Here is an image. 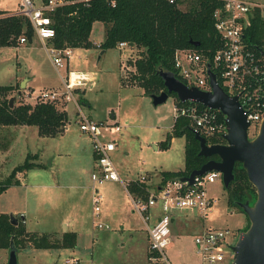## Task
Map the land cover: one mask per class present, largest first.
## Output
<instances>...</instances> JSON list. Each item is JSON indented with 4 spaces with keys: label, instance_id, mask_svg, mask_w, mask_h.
I'll return each mask as SVG.
<instances>
[{
    "label": "rangeland",
    "instance_id": "obj_1",
    "mask_svg": "<svg viewBox=\"0 0 264 264\" xmlns=\"http://www.w3.org/2000/svg\"><path fill=\"white\" fill-rule=\"evenodd\" d=\"M15 1L0 0V6H4L2 3L5 2L9 8H14ZM180 1L179 7L186 10L190 0ZM247 1L264 4V0ZM103 38L104 24L96 21L90 34L93 46L72 49L68 67L60 69L61 75L38 41L2 47L0 85L17 87L12 97L17 95L20 83L31 78L35 91L22 89L15 101L33 103L31 93L61 89V76L66 75L68 70L88 74L90 81L83 90L78 89L73 94L82 101L83 111L93 120L121 125V131L115 135L117 146L110 155L119 176L123 181H129L146 173L147 185L159 184L161 172L184 168V137L174 136L168 147L163 146V142L173 133L175 97L169 95L164 102L153 105L151 98L130 80L134 68L129 61L135 59L137 50L117 46L101 54L99 44ZM121 77L127 86L121 84ZM83 101H87L89 106L83 105ZM62 103L65 102L59 101V104ZM67 103L70 123L62 136H38L35 126H26L23 134L22 130H18L22 128H13L15 131L6 126L0 128V181L5 180L15 166L23 163L27 154L36 155L34 162L39 154L42 158L46 157V163H41L48 165L47 172L30 169L25 171V175L18 173L16 177L23 175L20 183L0 195V213L12 214L29 232H58L48 234L51 235L50 239H60L64 225L71 226L73 220L79 221L82 230L74 248H37L26 240L17 251V264H63L68 256L78 258V264H147L145 227L133 212L121 183H96L103 198L99 215L93 214L91 142L74 122L75 105ZM255 133L250 127L249 138H253ZM54 153H57L56 159L49 167ZM55 179L59 182L58 187L50 185ZM206 191L215 199L206 218L195 216L196 219H188L178 214L174 219L172 243L167 253L175 263L201 264L193 244V237L199 230L193 226V221L205 227L203 229H230L236 236L232 235L228 241L234 244L239 234L249 226L244 213L227 204L221 178L208 183ZM21 213L25 215L24 220L20 217ZM155 218L153 215L150 224ZM98 223L103 226L98 227ZM8 251V248H0V264L7 262ZM231 260L230 253H227L225 260L214 264H230Z\"/></svg>",
    "mask_w": 264,
    "mask_h": 264
},
{
    "label": "built area",
    "instance_id": "obj_2",
    "mask_svg": "<svg viewBox=\"0 0 264 264\" xmlns=\"http://www.w3.org/2000/svg\"><path fill=\"white\" fill-rule=\"evenodd\" d=\"M173 2L174 0H169ZM220 7L213 10L212 17L217 36L218 47L208 57L194 48H177L174 51V67L181 80L189 87H197L210 91L208 69L216 76L217 81L229 96H236L240 108L249 123L256 131L264 119V4L247 0H221ZM69 2L68 0H19V8L15 14L27 17L33 28L34 38L51 57L54 67L60 74L61 68L68 67L72 48H56L50 44L55 35L49 12ZM258 19L262 21L260 43L250 40L251 28ZM28 43L24 35L18 37V44ZM260 46V47H259ZM119 48L129 47L126 42H119ZM208 64L210 65L208 67ZM61 75V74H60ZM91 77L83 72L68 70L61 76L62 88L42 90L31 93L37 102H72L76 107V119L79 130L88 135L96 170L91 174L93 193L91 203L93 214L99 215L102 194L96 189V183L118 181L127 187L131 181L144 183L148 198L130 194L129 199L133 212L144 224L147 237V264H186L173 262L167 253L172 243V224L178 214L191 213L192 216L206 218L211 212L215 199L208 195L206 185L221 178V172L207 171L196 176L189 184L180 178L166 180L163 184L147 185L145 175L133 180L123 181L111 160V153L117 145V135L121 125L117 122L96 121L83 111L81 102L74 97V91L83 90ZM180 101V100H179ZM193 101L174 102V122L186 118L193 132L205 137L220 138L223 141L227 133V116L219 109H211ZM255 133V135H256ZM208 143V142H207ZM226 143V141H225ZM210 145V143H208ZM222 179V178H221ZM155 220L150 224L152 216ZM23 219V215L20 216ZM98 227L103 224L98 223ZM236 236L227 228L202 229L194 235L195 253L201 264H214L226 259L230 253L234 256V243L228 238ZM232 261V260H231ZM79 259L68 256L63 264H78Z\"/></svg>",
    "mask_w": 264,
    "mask_h": 264
},
{
    "label": "trees",
    "instance_id": "obj_3",
    "mask_svg": "<svg viewBox=\"0 0 264 264\" xmlns=\"http://www.w3.org/2000/svg\"><path fill=\"white\" fill-rule=\"evenodd\" d=\"M68 1L49 12L55 29L50 44L56 48H91L92 25L96 21L103 23L104 38L99 48L106 51L117 47L119 42L132 43L129 48L136 49L137 56L129 61V65L134 68L130 80L147 96L166 91L160 71L172 72L178 79H182L173 61L177 48H194L210 57L218 47L212 13L222 5L221 0H190L186 10L179 7L180 0ZM261 21L257 18L253 23L250 37V40L259 43L262 35ZM21 35L27 38L28 43L33 40L34 33L29 19L0 10V47L17 46ZM190 40L199 41V46L192 45ZM121 84L126 85L122 77ZM17 89L13 85H0V128L12 125L35 126L39 136L51 138L61 136L66 131L69 118L65 103L16 100L10 106L9 99ZM169 95L175 97L174 102H180L175 93ZM174 136L184 137V168L161 172L160 184L169 179L188 176L208 160L218 159L217 156L205 157L199 154V141L186 118L174 122L173 133L163 142V146L168 147ZM207 142L210 145L225 144V141L216 137L208 138ZM35 157L27 154L23 163L15 166L9 176L0 181V195L10 186L19 183L16 177L18 173L46 166L34 162ZM233 175L234 178L224 187L226 202L244 213L241 205L254 203L256 189L249 182L241 163H235ZM145 187L144 183L131 181L127 190L146 200L148 192ZM10 215L0 213V248L9 249L10 242H13L18 251L26 240L37 248L45 249L74 248L76 245L75 232L65 231L60 239H50L51 235L26 231L21 222L14 216L10 218ZM14 220L16 223H13Z\"/></svg>",
    "mask_w": 264,
    "mask_h": 264
},
{
    "label": "water",
    "instance_id": "obj_4",
    "mask_svg": "<svg viewBox=\"0 0 264 264\" xmlns=\"http://www.w3.org/2000/svg\"><path fill=\"white\" fill-rule=\"evenodd\" d=\"M190 43L194 46L200 44L199 41L194 40H190ZM128 46L131 47L132 43ZM262 53L264 54V51ZM160 75L166 91L149 95L153 105L164 102L170 93H175L181 102L200 103L211 109H219L227 116L225 144L209 145L205 137L193 132L199 141V154L205 157L217 156L218 159L208 160L199 169L193 170L188 176L180 179L192 184L196 176L216 170L221 172L222 182L226 187L234 178L235 163L242 164L249 182L256 189V199L251 205L248 202L241 205L248 217L249 226L239 234L233 246L234 256L230 264H264V119L256 135L250 139L247 132L249 123L246 121L237 97L229 96L224 91L210 69H208L210 91H203L194 86L189 87L172 72L160 71ZM25 83L26 79L20 83L17 95L9 99L10 106L13 105L16 97L21 95ZM10 218H14L13 215H10ZM13 223L16 221L14 220ZM5 264H17V248L13 242H10L8 259Z\"/></svg>",
    "mask_w": 264,
    "mask_h": 264
},
{
    "label": "crops",
    "instance_id": "obj_5",
    "mask_svg": "<svg viewBox=\"0 0 264 264\" xmlns=\"http://www.w3.org/2000/svg\"><path fill=\"white\" fill-rule=\"evenodd\" d=\"M4 6H0V10H2V11H5V13H7V14H15L16 12H17V10H18V8H19V0H17V1H15V7L14 8H9L8 7V5L5 3V2H3L2 3ZM35 41H38L36 38H33V40L30 42V43H34ZM38 43H39V41H38ZM21 44H18L17 46H20ZM23 45V44H22ZM5 47V46H4ZM0 48H2V47H0ZM101 54L102 53H104V51H101L100 52ZM25 87L26 88H24V90L26 91L27 89H31L32 91H35V89H34V87L31 85V78H26V83H25ZM49 89H51V88H49ZM52 89H60V87L59 88H52ZM83 105H87V106H89V103L86 101V102H83ZM67 106H68V103H65V108H66V110H67V113H68V109H67ZM69 116V115H68ZM112 117H113V114H112ZM69 118V117H68ZM75 119H76V115H75V112H74V122H75ZM102 121H104V120H102ZM128 121H125V123H127ZM70 123V119H69V122H68V124ZM7 128H10V130L11 131H15V129H13V128H22V129H18V130H22V134L25 132V129H23V128H26V126L25 125H12V126H6ZM5 128V127H4ZM68 128V127H67ZM67 130V129H66ZM16 133L18 134V132L16 131ZM64 133H65V131H64ZM63 133V134H64ZM62 134V135H63ZM85 137H87L88 139H89V136L88 135H86V134H84V133H82ZM61 135V136H62ZM39 136V135H38ZM58 137V136H57ZM53 138H55V137H53ZM172 140V139H171ZM89 141H90V139H89ZM91 144V143H90ZM117 146V145H116ZM90 147H91V145H90ZM155 147H158V145H155ZM91 150V156H92V163H91V165H92V172H91V174L96 170V165H95V156H94V154H93V151H92V148L90 149ZM60 154V153H59ZM56 156H57V153L55 154H53L52 155V158L50 159V164H49V167H51L52 165H53V161L56 159ZM36 160V162L37 163H41V162H43V163H46L45 161L47 160V158L45 157H43L42 158V155H40L39 154V156H38V158L37 159H35ZM32 169H39V170H42V171H45V172H47V170H48V165H46L45 167H36V168H32ZM30 170V169H29ZM82 171H83V173L85 172V168L84 169H82ZM23 173V175H25V172H22ZM90 174V175H91ZM22 174H21V177L23 176ZM120 175V174H119ZM142 175H145L146 176V173L145 174H142ZM20 176V175H19ZM139 176H141V175H139ZM139 176H137V177H139ZM21 177H17V179H18V181H20V178ZM136 177V178H137ZM90 178H91V176H90ZM146 178H148L147 176H146ZM92 180V179H91ZM131 180H133V179H131ZM106 182H110V183H112V184H114V183H120V182H118V181H106ZM20 183V182H19ZM18 183V184H19ZM51 183V182H50ZM91 183H92V185H91V189H92V187H93V181H91ZM103 183H105V182H103ZM122 184V183H121ZM50 185H55V187H58V185H59V182H57L56 181V179L53 181V183L52 184H50ZM122 186H123V184H122ZM149 186H150V184H149ZM10 187H13V185L12 186H10ZM9 187V188H10ZM96 187V186H95ZM124 187V189L126 190V194L128 195V197H129V192H128V190H127V187H125V186H123ZM9 188H7V189H9ZM6 189V190H7ZM96 189H97V187H96ZM5 190V191H6ZM92 191H93V189H92ZM21 214H24V213H21ZM183 215L185 218H190V217H195V216H192L191 215V213H188V212H182V213H180L179 215ZM178 215V216H179ZM24 218H25V215L23 216V220H24ZM191 219H196V217L195 218H191ZM78 222L79 221H75V220H73L72 221V224H71V226H67V225H64V228H63V230L61 231L62 233L63 232H65V231H71V232H75L76 233V237H79L80 236V234L82 233V230H81V226L78 224ZM193 223V226H195V228L197 229V230H199V232L203 229V228H205V227H200V226H198V223H194V221L192 222ZM174 224V223H173ZM172 224V225H173ZM80 228V229H79ZM146 231V230H145ZM50 233H58V232H49L48 234H50ZM76 241H77V238H76ZM145 241H146V244H145V258H146V256H147V247H148V237H147V233L145 232ZM131 264H141V263H139V262H133V263H131Z\"/></svg>",
    "mask_w": 264,
    "mask_h": 264
},
{
    "label": "flooded vegetation",
    "instance_id": "obj_6",
    "mask_svg": "<svg viewBox=\"0 0 264 264\" xmlns=\"http://www.w3.org/2000/svg\"><path fill=\"white\" fill-rule=\"evenodd\" d=\"M245 215V217H246V219H247V221H248V218H247V216H246V214H244ZM249 224V223H248ZM248 226V225H247Z\"/></svg>",
    "mask_w": 264,
    "mask_h": 264
}]
</instances>
